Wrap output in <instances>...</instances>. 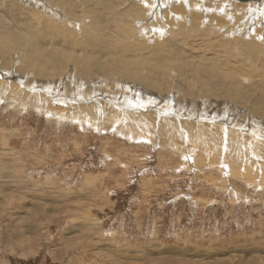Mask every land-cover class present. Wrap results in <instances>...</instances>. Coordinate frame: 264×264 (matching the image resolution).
<instances>
[{"label": "rangeland", "instance_id": "1", "mask_svg": "<svg viewBox=\"0 0 264 264\" xmlns=\"http://www.w3.org/2000/svg\"><path fill=\"white\" fill-rule=\"evenodd\" d=\"M130 1L134 2L126 0L123 7L128 8L132 4ZM199 1L182 0L181 5L187 13L196 2L198 5L195 7L200 6L195 10L199 13L196 21L202 20L207 24V9L211 7L209 1L213 0ZM231 1L239 7L225 11L227 15L224 17L240 14L242 28L239 27L241 23H236V29H233L234 23L222 24L223 32L206 37L210 33L187 31L193 24L183 21L188 18L183 11L171 8L175 4L171 3L169 9L177 14L176 17L164 15L167 8H160L159 0L155 1L158 7L154 4L156 7L153 5V8L143 4V0H135V5H140L137 6L139 11H148L143 16L153 13L151 17L157 20L142 19L143 27H134L137 34L125 27V40L129 48L137 51H129L130 54L123 56L129 62L141 51L144 55L149 52L148 55L157 56L156 52L161 47L167 50L165 56L168 57L163 60L172 67L164 75H158L159 80L163 76V79L167 78L163 86L157 82L161 85L156 88L158 91L155 89L157 86L151 83L156 79L155 75L151 82L144 81L146 70L140 73V77L130 75L133 67L142 66L139 63L123 72L125 78L117 76L119 69L126 67L119 63L109 66L108 79L101 76V72L90 78L76 77L83 73V66L97 55L61 48L62 41L54 47L48 46L47 53L80 62L78 66L69 63L67 68L64 63L59 79L66 88L68 84L70 86L64 92L43 93L42 84L36 83L32 77L33 72L36 75L42 71L31 69L27 75L19 55L0 57V70H13L16 78L22 77L20 79L25 86L30 84V89L38 90V97H27L32 95L34 90H31L28 94L26 92V96L14 95L10 98L12 101L8 94L0 95V264H264V148L255 145L264 144V128L260 127L264 119L251 108L257 104L255 99L264 90L253 95L248 87L251 86L252 92L254 84L260 88L264 85V0L248 1L250 3L247 4L262 9L261 14L252 12L255 17L249 21V15L245 13L244 16L239 11L241 4L237 0L238 3ZM33 9L39 11L30 5L29 0H0V15L20 25L24 24L28 11L33 12ZM40 13V17L45 14L72 30L79 44L86 41L85 35L90 31L94 32L97 27L98 31L100 29L99 21L93 22V27L91 20L87 22L79 17L73 23L65 24L60 19L64 15L47 11ZM112 16L119 17L116 13L110 18ZM180 18L181 23L188 24V29L183 30L176 25L175 19L178 21ZM170 23L175 25L174 30L179 31H171ZM251 26L253 32L250 31ZM108 27L110 32L114 31L112 22ZM26 34L33 36L32 33ZM59 35L62 37L61 33ZM90 42L94 43V38L91 37ZM248 43L253 47V53L249 52ZM157 44L161 45L158 49ZM140 46L150 47L154 52ZM12 48L10 46V51ZM15 51L22 53V50ZM182 57L190 61L188 68L185 66L187 75H182L176 67ZM2 60H6L10 68L3 67ZM191 61L197 64H191ZM58 67L59 64L54 66L59 72ZM190 68L192 70H188ZM231 69L236 70L233 72ZM241 70H245L244 73ZM201 72L202 75L210 73L202 76ZM210 74L217 77L212 78ZM228 75L233 79L239 76V79L235 77V82ZM232 91L237 92L236 98L230 97ZM60 99L71 101L74 110L70 105L65 108L57 105ZM47 101L55 106L46 105ZM16 102H21L20 106ZM105 103L123 113L142 114L141 117L145 116L150 122L149 127L133 126L121 115L122 120L120 117L109 118ZM92 104L95 107L90 109L88 106ZM165 118L178 123L170 122L171 128L165 129ZM201 118L208 128L213 124L232 131L235 129V132L225 129L209 134L208 129L198 126ZM134 119L138 121L137 116L130 118L131 121ZM144 121L142 125L147 123ZM236 132L247 133V142L253 144L254 150H248L246 154L240 148L242 143L234 145L231 136L233 138L234 133L237 140ZM205 137L210 138L209 142ZM250 162L255 164L254 167ZM235 168L241 170L237 172Z\"/></svg>", "mask_w": 264, "mask_h": 264}, {"label": "bare ground", "instance_id": "2", "mask_svg": "<svg viewBox=\"0 0 264 264\" xmlns=\"http://www.w3.org/2000/svg\"><path fill=\"white\" fill-rule=\"evenodd\" d=\"M47 1V2H46ZM126 0H29L30 2V5L32 6H35L36 8L39 9L38 10H35L33 9V12L31 10L28 11V14L27 16L25 17V20H24V24L20 25V24H17L16 22L14 21H8L5 17L1 16L0 15V57H4V56H10L12 54H17V56L19 55L21 58H22V68H25L27 69V71H25V73H29V71L31 72V69H35V70H38V71H42L41 74H36L33 72V76L31 74V76L36 80V83H40L41 85V89L43 93L45 94H48L50 91L52 92H56L59 91V90H63L64 92V89L66 88L65 85L62 83V80L59 79V77L61 76V74L63 73V66H64V63L66 62V68L68 67V64L69 63H72L76 66L80 65V62L77 60V59H72V58H69L67 60H65L64 57L62 56H57L55 54H51V53H47L48 52V46L50 47H54L56 46L57 44H59L61 41H62V46L61 48H65V49H70V50H74V51H79V52H84L85 54L87 55H97L96 58L94 60H89V63L88 64H85L83 66L84 69H82L81 72H83L82 74H78L76 77H78L79 75H81V77H87V78H90L91 76L93 75H98V73H100V75L103 77H109V66L110 65H114V64H123L124 66H126L125 68H123L122 66V69H119L120 71L117 72V76H121V77H126L123 72H125V70H127L128 68H131L132 65L134 64H140L142 65L141 67L138 65L136 67H133L132 70L130 71V75L134 76V77H140V75L144 72L143 70H146L144 73L147 74V75H143L144 76V81H150L151 82V78H153V75L156 76V79L155 80H152L151 83H153L155 86V89L158 88V87H161L160 84H158L157 82L160 81V83L162 84H165L166 81H167V78L166 79H163V77H161V80H159L157 77L158 75L162 76L164 75L163 73H167L171 70V67L172 66H169L168 64V61L166 60H163L164 57L167 58L168 56H165V52L167 53V50H163V48L161 47V45H156L157 49L159 47H161L160 49L157 50L156 52V55H148V53L146 55H144L145 53H143L141 51V53L139 55L136 54V56H134L133 58L129 59L127 62V60H125V57L126 56H123L124 54L127 55V53L130 51H137L135 48H129V43L125 40L126 38V34H125V31H123L126 28H129L131 29V31H133V33H136L135 32V26L137 27H140L142 26V24L144 25V21H142V19H153L151 16H153V13L151 12V10L149 11V15H152L151 16H143V14L145 15L146 12L148 11H142L140 12L139 11V6L140 5H135V0H132L134 1L133 3L130 1V3H132L130 6L128 5V8L126 7H123V6H126L124 5V2ZM128 1V0H127ZM144 3L143 4H146L148 7H151L153 8V5L155 4V1L156 0H143ZM182 0H159V4L161 5L160 8H163V9H166L167 10L165 11V14L164 15H173L176 17V13L173 12L171 9H169L171 3L175 4L174 7H171L173 10H178L180 9L181 11L184 12V14H187L188 18L186 20H183L184 22H187V23H191L193 24V27L190 29L186 28L188 26V24L186 23H181V18L176 21L175 19V23L178 27H181L183 30L184 28L188 29L187 31H192V32H195V33H202L205 34L206 32L210 33V34H206V37H211V33L214 35H216L219 31L223 32L221 29H222V24L223 25H226V24H229L233 25V29H236L237 28V24L236 23H241L239 27H241L242 25V22L240 21V18L238 17L239 15H237V13L233 14V17L230 15L229 18H225L224 16L227 15L225 14V11L227 10H231L233 11V9H235L236 7H239L234 5V2L231 1V0H217L216 2L213 0V1H209V4L211 5L210 8L207 9V15L209 17V22H207V24H205V22H202V20H199L198 22L196 21L198 18H197V15L199 14L198 12H196L195 10L199 9L200 6H197V8L195 7L196 5H198L196 2H193V4H195V6L191 5V8H188V11L187 13H185V10L183 9V5H181L183 2H181ZM199 1V0H198ZM238 1V0H237ZM235 0V3L237 2ZM250 1H257V0H250ZM259 1V0H258ZM139 2V1H137ZM158 2V1H157ZM176 2V3H175ZM181 2V3H180ZM200 2V1H199ZM240 4H241V8H239V11L242 12V14H244L245 16V13H247L249 15V18H247V21L251 20V19H254V14H252V12H255V11H258L259 14H261V11H260V7L259 9L256 7H254V5H249L247 3H250V2H240L238 1ZM237 2V3H238ZM128 3V2H127ZM201 3V2H200ZM204 3V2H202ZM225 3V4H224ZM136 4H139V3H136ZM158 4V3H157ZM155 4V5H157ZM187 4V3H186ZM154 5V7H156ZM138 6V7H137ZM146 6V7H147ZM260 6V5H259ZM138 9H137V8ZM145 7V5H144ZM158 7V5H157ZM188 7V6H187ZM204 7V6H203ZM141 8V7H140ZM158 8V10L160 9ZM249 8H251V11L249 12ZM257 8V10L255 9ZM263 8V7H262ZM143 9V8H141ZM162 9V11H163ZM157 10V8H156ZM206 10V8H205ZM237 10V9H235ZM262 10V9H261ZM41 11H47V12H51V13H56L58 15H64V16H60L61 20H63L65 24H71L73 23V21H76L78 20V18L80 17L81 20H85V21H92V26H94L93 22H98V24L100 25V29L98 31V27L96 29H94V32L93 31H90V34L88 35H85L86 37V41L83 43V44H79L78 41H76L75 39V36H74V32L71 30L69 31L68 28H66V26H61L59 24H57L56 22L52 21L54 20L52 18H48V16H45V14L42 15V17H40L41 15ZM129 11L132 13V16H131V13H129ZM153 11V10H152ZM180 11V12H181ZM151 12V13H150ZM155 12V10H154ZM160 12V11H159ZM203 12V10H202ZM114 13L117 14V16L119 17H111V15H113ZM157 13V11H156ZM210 13V14H209ZM228 13V12H226ZM231 13V12H230ZM239 13V12H238ZM263 13V12H262ZM0 14H1V11H0ZM155 14V13H154ZM162 14V13H161ZM241 14V15H242ZM156 15V14H155ZM163 15V14H162ZM163 15V16H164ZM229 15V14H228ZM103 16L105 18H103ZM157 16H160L157 14ZM85 17H87L88 19H86ZM148 17H151V18H148ZM162 17V16H160ZM178 17V16H177ZM183 17V16H182ZM93 18H95L93 20ZM171 18V17H170ZM179 18V17H178ZM50 19V20H49ZM156 19V17L154 18ZM153 19V20H154ZM59 20V19H57ZM131 20V21H130ZM157 20V19H156ZM164 20V19H163ZM70 21V22H69ZM233 21V22H232ZM109 22H112V26L114 27V31L113 32H110V29L108 27V23ZM135 22L136 25H133ZM245 22V21H244ZM62 23V24H63ZM151 23V22H150ZM171 23H173V20H171ZM170 23V26H171V31L172 29L174 30L175 28V25H171ZM244 24V23H243ZM256 24V23H255ZM154 25V23L152 24ZM163 25V24H162ZM146 26V25H145ZM148 26V25H147ZM166 26V25H165ZM203 26V27H202ZM260 26V25H258ZM143 27V26H142ZM156 27V26H154ZM153 27V29H154ZM158 27V26H157ZM163 27V26H162ZM161 27V28H162ZM263 27V26H262ZM145 28V27H144ZM164 28V27H163ZM168 28V27H167ZM232 28V26H231ZM242 28V27H241ZM246 28V27H245ZM248 28V27H247ZM246 28V29H247ZM252 28V26L250 27ZM258 28V27H257ZM22 32H21V30ZM139 29V28H138ZM141 29V28H140ZM148 29V27H147ZM152 29V30H153ZM157 29V28H156ZM155 29V30H156ZM239 29V28H238ZM244 29V28H243ZM260 30V28H258ZM161 30V29H160ZM164 30V29H163ZM214 30V31H213ZM224 32H225V29H223ZM232 30V29H231ZM239 30H242V29H239ZM253 28L250 30L252 31ZM262 30V29H261ZM264 30V29H263ZM128 31V30H126ZM140 31V30H139ZM148 31V30H147ZM162 31V30H161ZM174 31H179L178 29L177 30H174ZM244 31V30H243ZM93 32V34H92ZM183 32V31H182ZM239 32V31H238ZM253 32V31H252ZM250 32V33H252ZM26 33H32V35H28ZM59 33H61L62 37L59 35ZM63 33V34H62ZM84 33V32H83ZM156 33V32H155ZM176 33V32H174ZM178 33V32H177ZM229 33V32H227ZM234 33V32H233ZM240 35L242 34L241 32H239ZM244 33V32H243ZM249 33V34H250ZM259 33V32H258ZM257 33V34H258ZM97 34H100L99 37H97L96 35ZM131 34V33H130ZM129 34V35H130ZM157 34V33H156ZM181 34V33H180ZM248 34V33H247ZM114 35V36H113ZM179 35V33H178ZM182 35V34H181ZM233 35V34H232ZM253 35V34H252ZM48 36V38H47ZM132 36V35H131ZM134 36V35H133ZM136 36V35H135ZM187 36H189L187 34ZM256 36H261V35H256ZM255 36V37H256ZM59 40L57 41H53L54 39H58L60 38ZM94 38V43H91L90 42V38ZM119 37H122V38H119ZM130 37V36H129ZM205 37V38H206ZM234 37V36H233ZM250 38V37H249ZM261 38V37H260ZM128 39V38H127ZM130 39L132 40V37H130ZM146 39V38H144ZM237 39V38H236ZM257 39V38H256ZM134 40V39H133ZM140 40H143V39H140ZM239 40V39H238ZM14 41V42H13ZM234 41V40H233ZM130 42V41H129ZM144 42V41H143ZM212 42V41H211ZM235 42V41H234ZM132 43V41H131ZM164 43V42H163ZM178 44L179 41L177 42ZM230 43V42H229ZM243 42H241L242 44ZM255 43V42H254ZM257 43V42H256ZM135 44V43H134ZM182 44V43H181ZM180 44V45H181ZM185 44V43H184ZM233 44V43H232ZM250 43H248V48L250 49L249 52H251V50H253V47L249 45ZM138 45V44H137ZM196 45V44H195ZM243 45V44H242ZM10 46H12L13 48L11 49L10 51ZM127 46V47H126ZM185 46V45H184ZM194 46V45H193ZM203 46V45H202ZM235 46V45H234ZM259 48H260V45H258ZM126 47V48H125ZM143 50H151L153 51V49H151L150 47L148 49H145L143 46H140ZM155 47V46H154ZM167 47V46H166ZM170 49L172 50V46H169ZM189 47V46H188ZM192 47V46H191ZM232 47V46H231ZM238 47V46H237ZM244 47V46H243ZM257 47V46H256ZM15 48V49H14ZM138 48V47H137ZM165 48V47H164ZM193 48V47H192ZM236 48V47H234ZM246 48V49H248ZM77 49V50H76ZM130 49V50H129ZM140 49V48H139ZM166 49V48H165ZM168 48V50H170ZM202 49V48H201ZM243 49V48H242ZM256 49V48H254ZM15 50H22V53L18 54L17 51ZM25 50V51H24ZM191 50V49H190ZM195 50V49H194ZM220 50V49H219ZM239 50V49H238ZM260 50V49H259ZM10 51V53H8ZM192 51V50H191ZM196 51V50H195ZM200 51V50H199ZM203 51V50H202ZM241 51V50H240ZM130 52L128 54H130ZM154 52V51H153ZM217 52V51H216ZM214 52V53H216ZM227 52V51H225ZM230 52V51H229ZM256 52V51H255ZM254 52V53H255ZM8 53V54H6ZM187 52H185L186 54ZM201 53V51H200ZM253 53V52H251ZM209 54V53H208ZM211 54V53H210ZM239 54V53H238ZM243 54V52H242ZM135 55V54H134ZM168 55H171V52L170 54ZM203 55V54H202ZM213 55V53H212ZM219 55V54H218ZM228 55V53H227ZM258 54H256L257 56ZM23 56V57H22ZM99 56V57H98ZM130 56V55H129ZM205 56V55H204ZM203 56V57H204ZM210 56V55H208ZM263 56V54H262ZM174 57V56H172ZM193 57V56H191ZM195 57V56H194ZM218 57V56H217ZM260 57V55L258 56ZM183 58V57H182ZM200 59V58H199ZM181 60V59H180ZM184 60V61H183ZM176 66L177 69H179L180 73L182 72V75H187L188 74V71L186 72V69L188 68V64L190 63L189 60L187 59H184ZM204 60V59H203ZM206 60V59H205ZM147 61V63H146ZM175 62V61H174ZM173 62V63H174ZM193 61H191V64H192ZM199 62V60H198ZM2 65L3 67L5 68H10L9 65L7 64L6 60H2ZM144 63V65H143ZM147 66H146V64ZM188 63V64H187ZM193 63H196L193 62ZM209 63V62H208ZM207 63V64H208ZM239 63V62H238ZM59 64V72L58 70L56 71V69L54 68L55 65ZM197 64V63H196ZM206 64V65H207ZM50 65L52 67H50ZM166 65V66H164ZM199 65V64H198ZM197 65V66H198ZM202 66V63L200 64ZM199 65V66H200ZM219 65V64H218ZM243 65V64H241ZM185 66L187 67L185 69ZM201 66H200V69H201ZM210 66V65H209ZM222 66V65H220ZM240 66V65H239ZM58 67V68H59ZM80 67V66H79ZM191 67V66H190ZM263 67V66H262ZM54 68V69H53ZM65 68V67H64ZM196 69L198 67H195ZM204 68V67H202ZM217 68V67H216ZM219 68V67H218ZM232 68V67H231ZM53 69V72H50L51 70ZM81 69V68H80ZM97 71H96V70ZM175 69V68H173ZM199 69V68H198ZM197 69V70H198ZM205 69H206V66H205ZM203 69V70H205ZM211 70L210 68H207V70ZM233 69V68H232ZM231 69V70H232ZM17 70V69H16ZM188 70H192V68L188 69ZM230 70V71H231ZM236 70V69H235ZM235 70L233 72H235ZM238 70V69H237ZM20 71V70H18ZM117 71V70H116ZM200 71V70H199ZM214 70H212L213 72ZM242 71V70H241ZM245 71V70H244ZM244 71H242L244 73ZM176 72V71H175ZM198 72V71H197ZM208 72V71H207ZM211 72V73H212ZM217 72V71H216ZM223 72V71H222ZM79 73V72H78ZM141 73V74H140ZM210 73V72H209ZM209 73H204L202 75V72H201V75L202 76H205L206 74L208 75ZM215 73V72H214ZM218 73V72H217ZM219 73H221L219 71ZM232 73V72H231ZM200 75V73H198ZM213 74V73H212ZM225 74V73H223ZM221 74V76L223 75ZM230 74V73H229ZM233 74V73H232ZM231 74V75H232ZM236 74V73H235ZM18 75V74H17ZM29 75V74H27ZM197 75V73H196ZM211 75V74H210ZM209 75V76H210ZM238 75V74H237ZM114 76V75H113ZM208 76V77H209ZM212 78H214L215 76L217 77L216 74L211 75ZM210 76V77H211ZM226 76V74L224 75ZM230 77V75H228ZM235 76V75H234ZM18 77V76H17ZM80 77V76H79ZM101 77V78H103ZM187 77V76H186ZM198 77V76H197ZM196 77V79H197ZM237 77V76H235ZM235 77L234 79L232 78V76L230 77V79H233L235 82ZM239 77V76H238ZM237 77V78H238ZM263 76H261L262 78ZM22 77H18L16 78L15 76V73L13 72V70H8V71H2L0 70V95H5V94H8L9 97L8 99L10 98H13L14 95H22V96H26L28 94V91H31V90H34L32 92V95L29 96L27 95V97H38V90L36 91L35 88L33 89H30L29 86L30 84L28 85H24L23 84V80L20 79ZM31 78V77H30ZM32 78V79H33ZM192 78V77H191ZM199 78V77H198ZM220 78V76H219ZM223 78V76H222ZM220 78V79H222ZM236 78V79H237ZM17 79V80H16ZM27 79V78H26ZM57 83H56V80ZM62 79V78H61ZM77 79V78H76ZM108 79V78H107ZM106 79V80H107ZM187 79L189 80V78L187 77ZM193 79V78H192ZM195 79V80H196ZM210 79V78H209ZM218 79V78H217ZM219 79V80H220ZM225 79V78H224ZM227 79V78H226ZM239 79V78H238ZM112 80V79H111ZM211 80V79H210ZM214 80V79H213ZM216 80V79H215ZM232 80V81H233ZM259 80H260V77H259ZM263 80V79H262ZM14 81V82H13ZM76 81V80H75ZM73 81V82H75ZM197 81V80H196ZM230 81V80H229ZM17 82V83H15ZM149 82V83H150ZM212 82V81H211ZM231 82V81H230ZM229 82V83H230ZM35 83V84H36ZM78 83V82H77ZM220 83V82H219ZM222 83V82H221ZM232 83V82H231ZM264 83V82H263ZM68 84V83H67ZM216 84V83H215ZM226 84V83H225ZM237 84V83H236ZM69 85V84H68ZM67 85V88L70 87ZM167 85V84H166ZM223 86V84H221ZM227 85V84H226ZM231 85V84H230ZM255 85V84H254ZM252 86L253 90L251 92V86H248L249 89H250V93H252L254 95V93H258L260 94L263 90H264V85H260L262 88L258 87V86ZM64 86V88H63ZM213 86V85H212ZM211 86V87H212ZM220 86V84H219ZM50 87V88H49ZM106 87V86H105ZM152 87V86H151ZM215 87V85H214ZM224 87V86H223ZM221 87V90L222 88ZM234 87V86H232ZM231 87V88H232ZM52 88V89H51ZM66 88V89H67ZM219 88V87H218ZM229 88V87H228ZM230 88V89H231ZM241 88V87H240ZM239 88V89H240ZM71 89V88H70ZM70 89L68 91H70ZM197 89V88H196ZM233 89V88H232ZM238 88L234 89V90H237ZM40 90V89H39ZM73 90V89H72ZM157 90V89H156ZM180 90V89H179ZM205 90V89H204ZM242 90V89H241ZM244 90V89H243ZM246 90V89H245ZM248 90V88H247ZM124 91V90H123ZM158 91V90H157ZM184 91V90H183ZM215 91V89H214ZM231 91V90H230ZM228 91V92H230ZM27 92V94H26ZM76 92V90H75ZM130 92V91H129ZM133 92V91H132ZM197 92V90H196ZM236 92V91H235ZM234 91H232L233 94H228V96L230 95V97H234L236 98V94H235ZM66 93L68 94V92L66 91ZM73 93V92H71ZM78 93V92H77ZM216 93V92H215ZM221 93V92H220ZM225 93V92H224ZM237 93V92H236ZM239 93H240V90H239ZM247 93V92H246ZM129 94V93H128ZM209 94V93H208ZM227 94V93H226ZM73 95V94H72ZM108 96V94H106ZM134 95H135V92H134ZM176 95V94H175ZM207 95V94H206ZM222 95V94H221ZM239 95V94H238ZM256 95V94H255ZM19 96V95H18ZM40 96V95H39ZM49 96V95H48ZM71 96V95H70ZM102 97L104 95H101ZM201 96V95H200ZM209 96V95H208ZM218 97V94L216 93V95ZM225 96V95H224ZM72 97V96H71ZM70 97V98H71ZM106 97V96H104ZM114 97H115V94H114ZM144 97V96H143ZM177 97V96H176ZM242 97V96H241ZM254 97V96H253ZM256 97V96H255ZM43 98H46L45 96ZM67 98V97H64V99ZM73 98H75V96H73ZM77 98V97H76ZM132 98V97H131ZM141 98V97H140ZM221 98V97H220ZM223 98V97H222ZM231 98V99H232ZM243 98V97H242ZM47 99V98H46ZM52 99V98H51ZM57 99V98H55ZM63 99V98H62ZM62 99H60L59 101H57V105H61L63 106L64 108L67 107L68 105L71 106L72 108V104H71V101H62ZM107 99V98H106ZM118 99V98H117ZM135 99V98H134ZM218 99V98H217ZM224 99V98H223ZM226 99V98H225ZM228 99V98H227ZM226 99V100H227ZM249 99V98H248ZM252 99V97H251ZM17 100V99H16ZM20 100V99H19ZM66 100V99H65ZM166 100V99H165ZM243 100H245V97L243 98ZM254 100V99H253ZM256 102L257 104L256 105H251L252 107V110L253 111H256V112H259L261 115L264 116V93H261L259 96L256 97ZM10 101H12V99H10ZM46 101V100H45ZM124 101V100H123ZM122 101V102H123ZM130 101V100H129ZM143 101V100H142ZM54 102V101H53ZM77 102V101H76ZM86 102V101H85ZM88 102V101H87ZM254 102V101H253ZM45 103V102H43ZM132 103V102H131ZM135 103V102H134ZM17 106L21 104V102H16L15 103ZM53 103H49L47 101L46 105H51L52 107H54L55 105H52ZM121 105V104H120ZM137 105V104H136ZM146 105V104H145ZM244 105V104H243ZM93 107H95V105H89L88 107H90V109ZM105 110H107L109 112V115L108 117L109 118H113V117H116V118H119L120 115L123 116L124 118H126V120H128V122H131V124L133 126H144V127H149V123L147 121V118L145 119L143 116V118L138 115H135V114H130V113H126L127 111H124V113L122 111H118L117 109L114 108L113 105L109 104V103H105ZM113 106V107H112ZM127 106V105H126ZM129 106V105H128ZM132 106V105H131ZM189 106V105H188ZM187 106V107H188ZM231 106V105H230ZM249 106V105H248ZM51 107V108H52ZM197 107V106H196ZM81 108V107H80ZM120 108V107H119ZM141 108V107H140ZM189 108V107H188ZM232 108V107H230ZM53 109V108H52ZM70 109V107H69ZM73 109V108H72ZM124 109V108H123ZM130 109V108H129ZM61 110V109H60ZM64 110V109H63ZM66 110V109H65ZM74 110V109H73ZM198 110V109H197ZM248 110V109H247ZM54 111H56V109L52 110V112L54 113ZM72 111V110H71ZM79 111V110H78ZM75 112V113H78ZM235 111V110H234ZM90 112V110H89ZM196 113V112H195ZM253 113V112H252ZM86 114V113H85ZM144 114V113H143ZM207 114V113H206ZM218 114V112L216 113V115ZM236 114V113H235ZM239 114V113H238ZM254 114V113H253ZM64 115V114H63ZM133 115V116H131ZM199 115V113H198ZM205 115V114H204ZM210 115V114H209ZM214 115V113H213ZM247 115V114H246ZM135 116H137V119L138 121H131L130 118H134ZM202 116V115H201ZM208 116V115H207ZM220 116H223V115H220ZM219 116V117H220ZM263 116H261L262 119ZM130 117V118H129ZM210 117V116H209ZM214 117V116H213ZM245 117V116H244ZM247 117V116H246ZM81 119V118H80ZM79 119V120H80ZM98 119V118H97ZM121 119V117H120ZM164 119V118H163ZM203 118H201V120L199 121L198 119V126L202 127L203 129L206 128L209 130V134L211 131H215V132H219V131H222V130H225L232 133V132H235V129L234 131H232L233 129H227V128H220V127H217L218 125L214 126L213 124H209L210 125V128H208L204 121H202ZM227 119V117H226ZM122 120V119H121ZM146 120V121H144ZM166 120V118H165ZM189 120V119H188ZM207 120V119H206ZM212 120V118H211ZM214 120V119H213ZM220 120V119H219ZM125 121V120H123ZM123 121H120L123 123ZM143 121L144 122H147L145 124H148V125H142L143 124ZM163 121V120H162ZM177 120H166L162 123H164V128L167 129L171 128L169 126V123L172 122V124H174ZM230 121V120H228ZM262 121V120H261ZM112 122V121H111ZM214 122V121H213ZM240 123V121H237V123ZM242 122V121H241ZM243 122H246V121H243ZM264 122V121H263ZM114 123V122H113ZM139 123L141 125H139ZM178 123V122H176ZM238 123V124H239ZM260 123V122H259ZM109 124V123H108ZM171 124V123H170ZM183 124V123H182ZM230 124V123H229ZM234 124V123H232ZM243 124V123H242ZM99 125V124H98ZM224 125V124H223ZM248 125V124H247ZM261 128H264V124L261 123L260 124ZM231 126V125H230ZM241 126V125H240ZM246 125H244L245 127ZM259 126V125H258ZM129 127V126H128ZM127 127V128H128ZM132 127V126H130ZM179 127V126H178ZM232 127V126H231ZM235 127V126H234ZM259 127V128H260ZM163 128V129H164ZM242 128H243V125H242ZM256 128V127H255ZM150 129V128H149ZM239 130H241L240 128H238ZM194 130V128H193ZM246 130V129H245ZM260 130V129H259ZM264 130V129H263ZM165 131V130H164ZM243 131H244V128H243ZM199 132V130H198ZM143 133V132H142ZM167 134V133H166ZM169 134V133H168ZM200 134V133H199ZM223 134V133H222ZM225 134V132H224ZM227 134V132H226ZM238 138L236 140V137L233 133V138L231 136V140H234L232 141L234 145L238 146L239 143H242V145H240V148H242L244 150V153H249L248 150H254V147H253V144L252 143H249V141L247 142V133L244 134L242 132H236L235 133ZM142 135V134H141ZM185 135V133H184ZM198 135V134H197ZM206 135V134H205ZM257 135V134H256ZM261 135V134H259ZM186 136V135H185ZM230 136V135H229ZM250 136V134H249ZM264 136V135H263ZM199 137V135H198ZM221 137V135H220ZM186 138L188 139V136H186ZM202 138V137H201ZM204 138V136H203ZM206 138V137H205ZM209 138V137H208ZM208 138L207 141H208ZM230 138V137H229ZM193 139V138H192ZM205 139V140H206ZM210 139V138H209ZM216 139V138H215ZM218 139V138H217ZM249 139V138H248ZM219 140V139H218ZM189 141V140H188ZM196 141V140H195ZM223 141V140H222ZM225 141V140H224ZM197 142V141H196ZM209 142V141H208ZM228 142V141H227ZM255 143V141H252ZM260 142V140H259ZM264 143V141H262ZM199 144V143H197ZM203 144V143H202ZM213 144V141L212 143ZM215 144V143H214ZM209 144H207L208 146ZM227 145V144H226ZM259 148L263 149L264 148V144H256ZM193 146H194V143H193ZM197 146V145H196ZM195 146V147H196ZM217 146V145H216ZM225 146V145H224ZM222 147V146H221ZM184 148V147H183ZM217 148V147H216ZM227 148V147H226ZM209 149V148H208ZM220 149V148H219ZM223 149V148H222ZM206 150V149H205ZM210 152V150H209ZM217 152V151H216ZM223 152V150H222ZM221 152V154H223ZM190 153V152H189ZM256 153V152H255ZM194 154V153H192ZM205 154V152H204ZM210 154V153H209ZM226 154V153H225ZM213 155V153L211 154ZM210 155V156H211ZM227 155V154H226ZM222 156V155H221ZM230 157V156H229ZM248 158V156H246ZM212 158V157H211ZM220 158V157H219ZM225 158V157H224ZM242 158V157H241ZM231 159V158H230ZM240 159V158H239ZM224 160V159H223ZM228 160V159H227ZM233 160V159H232ZM235 160V158H234ZM238 160V159H237ZM211 161V160H210ZM210 161L208 163H210ZM231 161V160H230ZM240 161V160H239ZM251 161V160H249ZM247 160V162H249ZM236 162V161H235ZM234 163V162H233ZM251 163V162H250ZM238 164V163H237ZM244 164V162H243ZM221 165V164H220ZM245 165V164H244ZM255 164L251 163L250 166H253L254 167ZM249 166V165H247ZM249 166V167H250ZM257 166V165H256ZM261 166V164H260ZM264 166V165H263ZM225 167V166H224ZM258 167V166H257ZM256 167V168H257ZM252 168V167H251ZM229 169V168H228ZM236 169V168H235ZM238 170L237 172H239V170L241 169H236ZM243 170V168H242ZM246 170V169H245ZM248 170V169H247ZM230 171L231 168H230ZM251 171V170H250ZM249 172V170H248ZM248 172H244V173H248ZM233 173V172H232ZM234 174V173H233ZM242 174H243V171H242ZM257 174V173H256ZM236 176V175H235ZM234 176V178H235ZM240 176V175H239ZM244 177V175H242ZM254 176V175H253ZM263 176V174H262ZM233 177V176H232ZM238 177V176H237ZM7 178V177H6ZM246 178V177H245ZM247 178H250L249 176H247ZM263 178V177H262ZM243 180V179H242ZM247 180V179H246ZM256 183V182H255Z\"/></svg>", "mask_w": 264, "mask_h": 264}, {"label": "water", "instance_id": "3", "mask_svg": "<svg viewBox=\"0 0 264 264\" xmlns=\"http://www.w3.org/2000/svg\"><path fill=\"white\" fill-rule=\"evenodd\" d=\"M238 1H240V2H247V1H250V0H238Z\"/></svg>", "mask_w": 264, "mask_h": 264}]
</instances>
